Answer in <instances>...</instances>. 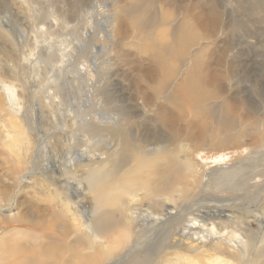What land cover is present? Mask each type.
I'll list each match as a JSON object with an SVG mask.
<instances>
[{
	"label": "rangeland",
	"instance_id": "obj_1",
	"mask_svg": "<svg viewBox=\"0 0 264 264\" xmlns=\"http://www.w3.org/2000/svg\"><path fill=\"white\" fill-rule=\"evenodd\" d=\"M28 59L35 64L31 74L26 68ZM0 60L15 69L17 84L29 86L25 90L18 86L17 95L25 104L23 122L38 143L34 147L38 152L31 156L30 164L20 166V151L12 145L21 146V129L11 120L0 97V225L7 227L6 235L0 234V240L4 239L0 241V258L9 256L0 260V264L17 263L7 254L9 246L15 248V243L22 246L24 243L32 251L40 250L39 243L45 245L43 252H31L32 261L36 260L34 264H80L81 258L72 251L76 242L72 222L62 205L39 185L38 172L47 163L58 167L65 162L68 152L75 150L99 154L103 160L101 169H106L109 156L105 153L112 142V132L128 140L132 137L135 144L143 140L146 150L151 147L156 150L154 144L167 143L168 148L165 147L158 162L169 155V158L181 156L179 145L185 140L191 147L204 149L210 160L224 155L229 164L239 163V171L229 174L232 177L228 176V184L220 195L241 205V209L231 208L233 211L248 208L244 211L249 214L243 218L254 232L252 243L257 246L254 252L264 248V243L259 242L262 229L250 212L262 211L264 166L256 167L255 161H247L250 152L264 147V0H0ZM87 65L94 74L89 86L78 75ZM57 77L62 86L57 89L59 101L54 108L45 103V97L48 91L55 90ZM189 86H197L196 91L202 95L195 106L185 101ZM29 101L37 109L34 121L30 118ZM69 109L94 117V127L82 129L70 124L66 121ZM54 113L59 116V123L51 122ZM62 120L66 122L65 137L61 135ZM99 120L110 122L101 127L96 125ZM69 140H74L71 147L67 144ZM159 168H151L148 174L145 172L148 170L134 174L139 178L140 190L136 191L138 202L132 205L139 210L154 205L152 196L144 195L142 179L145 178L152 186L164 181L161 196L172 195L168 201L171 208L182 202L197 201L200 195L202 199L216 198L212 187L200 192L198 176L191 177L171 168L166 169L167 173L162 164ZM55 175L75 184L84 183V171ZM113 195L105 191L102 197ZM12 196L13 206L7 208ZM82 201L88 207L95 202L92 195L82 196ZM29 223L52 225L53 234L41 240L38 233L26 229ZM107 239L113 240V235ZM6 240L9 243L5 247ZM148 251H133L116 264H149L156 252ZM116 252L119 256L124 254L123 250ZM135 254H143V259L139 262Z\"/></svg>",
	"mask_w": 264,
	"mask_h": 264
},
{
	"label": "bare ground",
	"instance_id": "obj_2",
	"mask_svg": "<svg viewBox=\"0 0 264 264\" xmlns=\"http://www.w3.org/2000/svg\"><path fill=\"white\" fill-rule=\"evenodd\" d=\"M141 23H143V20ZM144 23H146L145 20ZM139 25L137 26L139 27ZM191 41L195 42L196 40L195 41L191 40ZM61 54L62 57L65 56L64 49L62 50ZM27 62L28 63L26 64V68L28 69V72L31 74L34 71L35 64L30 59H28ZM89 68L88 65L87 67L84 66L81 69V71L79 70L78 72V75L81 78L82 83L86 86H89V84H91V77L93 78L94 75L92 74V71L90 72ZM59 70L62 71V67ZM15 74H16L15 69L8 67L4 61L0 60L1 103L4 109L8 112V114H10L11 120L14 119V121L20 126L21 137L19 138V140H21L20 141L21 146L18 147L15 144L12 146L13 148L20 151V159L18 161L20 163V166H25L30 164L31 156L35 153L36 151L35 148H37L35 144L38 145V143L34 139L33 132L30 129H28L27 125L25 124L26 122H23L24 116L22 114H24L23 108L25 104L17 95L18 86L21 87V90H25L26 86L28 89L29 86L26 83L25 84L21 83V85L20 83L17 84L14 81L16 80L15 79L16 77H14ZM59 79L60 78L57 77L54 80L56 91L55 90L48 91L45 97L46 99L45 103L48 106L51 107L53 106L54 108H55L54 106L55 102L59 101L58 95L60 92L57 89L59 87L61 88L62 86ZM168 81L169 80H167L166 83ZM167 85H169V83ZM184 87L185 86H183V89ZM196 88L197 86H193V87L189 86V89L186 88V90L189 91L188 93L185 90L186 91L185 93L188 94L187 98L185 97V101H187V103L190 105L193 104L194 106L195 103H197V101L200 100V98L202 97L198 89L196 91ZM183 89L181 90L183 91ZM29 106L31 107L30 118L32 121H34L35 117L38 115L37 109L33 107L31 101H29ZM153 108L151 110H153ZM162 111H166V110L163 109ZM81 112L82 111H72L71 109H69L66 114L67 116L66 121L69 120L70 124H74L73 126L76 125L77 128L91 129L92 127H94L95 118L89 115L87 116V114L81 115L82 114ZM166 112L164 114H166ZM154 116L157 115H153V117ZM50 119L51 122L53 121V123H57L59 120V116H57V114L54 113V115L53 114L51 115ZM157 119L159 118L157 117ZM110 120L109 121L106 120L108 122L99 120L96 122V125L104 127L106 125H109ZM65 124H66L65 120H62L61 121L62 137L66 136V130L64 129ZM117 130H119V128ZM174 133L175 132L173 131V134ZM111 135H113V138L111 137L109 138H111L112 142H110L111 140L109 141L110 143L108 142L109 145L106 148L107 153H105L108 154L109 156L106 159L108 165L106 169H101V167L103 166L102 163L103 160H101V156L99 154L90 153L89 151L86 150H81V151L75 150V152L73 151L70 153L68 152L67 157L65 158V162L59 164L58 167H56V165L50 166L46 161L47 164H45L42 167V171L38 172V175L40 177L39 185L43 187L45 193H48L50 196L54 197L58 201V203L62 205V207L65 209V215H67L69 220L72 222L73 232L76 234L75 247H73L72 251H74L75 256H79L81 258L80 261H78V263L116 264L120 260L122 261L123 259L125 260V258H127V256H129V254H131L133 251L144 253L145 251L149 252L148 250H155L156 252L155 256L153 255L155 259L149 264H264V248L260 249V251L258 250L257 252H254L257 247L255 243H252L254 232L250 228L249 221L246 218H243L248 216L249 212L244 211L247 210L248 208L245 207L242 208L243 210L242 212H240V210L238 209L233 211L231 208L240 207L241 209V205L239 204L238 206L235 200H231L229 198L226 199L225 197H222L220 195V193L224 190L225 186L228 184L227 181L229 177H232L229 176V174L235 175L239 171L237 170V168H239L240 166L239 163L236 166L234 164L233 165L229 164L228 162L225 161L224 155H219L217 157L212 158L213 160H210L205 156L206 153L203 151L204 149H202L201 151L200 149L195 148V146L191 147L187 143H185L184 139H183L184 142L179 145V153H182L181 156L172 154L173 156H171L170 158L169 155L165 157V159H162L161 162H158V160H160L158 159L159 156H164L163 152L165 150V147H167V143L163 142L165 143V145H161L157 143L153 145V147L155 146L157 148L156 150L152 149L151 146H150L151 149L149 147L150 150H146L145 148L146 145L143 146L142 144L143 140L140 141L137 140L138 141L137 142L135 138L136 141L135 144V142L132 141V137H130V139L128 140L124 135L120 136L119 133L117 135L112 132ZM176 135L174 136L175 139H176ZM139 136H141V134ZM192 136L190 137V139L192 138ZM186 139L189 138L187 137ZM219 139H221V137ZM172 140L174 141V139ZM73 141L74 140H69L67 144L71 147ZM56 142H58V139H56L55 143ZM207 148L209 147L207 146ZM250 153L251 156L247 157L248 159L247 161H252V162L255 161L254 164H257L255 165L256 167H261V165L264 166V163H262V161H264V147H262L260 150L257 149ZM161 164L163 168H165V170L171 168L172 170L174 169L175 171L176 170L183 171L185 174H188L191 177H193L194 175L198 176L201 183L200 192L202 193L206 189L212 187L213 189H215L216 198L202 199L204 197L200 195L201 198L197 201L194 200L193 202H188V201L184 203L182 202L181 204L178 205V207L171 208L168 201L172 200V195L167 194V196H161V191L164 189L165 186L164 181L163 182L161 181L159 183L157 182L156 184H154V186H152V184H150V180L149 179L146 180L145 178L142 179L144 180L143 183L144 186H142V189H146L144 195L152 196L151 198L152 203L157 206L154 205L151 206V207H155V209L154 208L151 209V207H149V209H146L144 211L139 210L138 208L132 205L133 202L137 200L136 198L138 192L136 193V191L140 190L138 189L139 178L137 179L136 177H134V174L135 173L139 174L141 172H144L145 170H148L145 171L147 173L150 170L152 171L151 168L153 167L158 166L159 168V165ZM248 166L250 165L248 164ZM252 167L253 166L251 165L250 168L252 169ZM167 170L165 172H167ZM77 171H84V183L82 182V184H78V183L75 184L69 182L68 180L60 179L59 176L55 175L56 173V174H60V176H64L65 174L74 173ZM164 178L166 179V176L163 177V179ZM168 180L171 179L169 178ZM238 181L239 183L241 182L240 180ZM105 191H108L110 194L112 193L114 195L102 197ZM87 195H92V198L95 201L93 205L92 204L90 205L92 207L90 206L88 207V205L87 206L82 205L83 203L82 196H87ZM158 195L161 197L154 198L155 196ZM262 197H263V202H262L263 206L261 205L262 211L253 210V212L252 211L250 212L253 213L254 220L256 221L260 229H262L260 234L261 239L259 240V242L263 244L264 243V211H263L264 194L262 195ZM14 199H15L14 196H12L11 198L9 197L7 208H11L13 206ZM259 199H261V197ZM222 202L223 203L227 202V203L220 204ZM109 205L111 207H108ZM250 206L252 207L253 205ZM109 208L112 209L108 210ZM94 213L98 216V217L96 216L97 218L94 216ZM112 215L115 216L114 218L115 220L110 219ZM25 227L27 230L32 231V233L35 235L36 233H38V235L41 237V240L44 239L43 238L44 236L53 234L52 232L53 230L51 228L53 227L52 225L49 226L42 223H34V224L29 223V225ZM6 228L7 227H5L4 225H0V234L2 233V235L4 234L6 235L5 233L6 232L5 230H7ZM12 230L10 231L12 232ZM10 231L7 233H10ZM2 235L0 236L2 237ZM110 235H113V240L107 239L109 238ZM27 236L29 237L30 235L27 234ZM22 237L25 236L23 235ZM53 238L54 237H52V239ZM0 241L2 242L4 241V239L3 240L1 239ZM8 243L9 241L7 242L6 240V243H4L3 246L6 247V244ZM39 245L41 246L39 247L40 250L32 251L31 249L28 250L29 246L27 249V246L25 245L26 246L25 247L24 243L23 246L22 244L16 245L15 243V248L14 247L11 248L9 246V249L7 250V254H9L13 258V261L17 262L15 264H34V261L36 262V260L32 261L33 257H31L32 254L31 252H36V253L38 252L39 254L40 253L39 251H42L41 249L45 247V245L42 247L41 243H39ZM117 249H119L120 251L123 250L124 254H122V256H119V254L116 252ZM44 250H46V248ZM47 250H49V248ZM46 253L49 254L48 251ZM141 255L135 254L136 257L135 259L138 260L139 262L140 259H143ZM35 256L37 257L36 254ZM6 257L3 256L2 258H0V260L1 261L5 260ZM41 257L43 259L44 256ZM42 259L41 261L43 262L44 260ZM76 260L77 258L75 259V261ZM37 262H39V260ZM2 263H4V261Z\"/></svg>",
	"mask_w": 264,
	"mask_h": 264
}]
</instances>
